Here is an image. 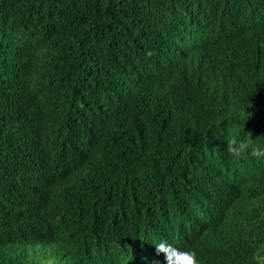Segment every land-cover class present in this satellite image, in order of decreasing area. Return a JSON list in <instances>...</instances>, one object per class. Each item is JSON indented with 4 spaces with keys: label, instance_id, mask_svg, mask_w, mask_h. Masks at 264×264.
<instances>
[{
    "label": "trees",
    "instance_id": "1",
    "mask_svg": "<svg viewBox=\"0 0 264 264\" xmlns=\"http://www.w3.org/2000/svg\"><path fill=\"white\" fill-rule=\"evenodd\" d=\"M233 137L264 147V0H0V264H264Z\"/></svg>",
    "mask_w": 264,
    "mask_h": 264
},
{
    "label": "clouds",
    "instance_id": "2",
    "mask_svg": "<svg viewBox=\"0 0 264 264\" xmlns=\"http://www.w3.org/2000/svg\"><path fill=\"white\" fill-rule=\"evenodd\" d=\"M227 151L235 159H247L249 157L255 159L264 158V147L256 145L252 140H240L233 137L227 142ZM157 255L163 254L165 258V264H200L197 254L194 250L180 249L172 244H169L166 240H161L156 244ZM49 250L45 248L43 257ZM60 251L57 253L59 254ZM107 255H102L103 262H109ZM43 264H57V257L54 262V258Z\"/></svg>",
    "mask_w": 264,
    "mask_h": 264
}]
</instances>
